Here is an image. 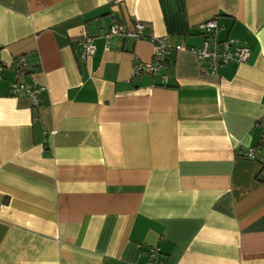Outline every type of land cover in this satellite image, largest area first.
I'll list each match as a JSON object with an SVG mask.
<instances>
[{
  "label": "crops",
  "instance_id": "0c3cea01",
  "mask_svg": "<svg viewBox=\"0 0 264 264\" xmlns=\"http://www.w3.org/2000/svg\"><path fill=\"white\" fill-rule=\"evenodd\" d=\"M214 16L251 54L212 74L185 48ZM111 18L145 37L106 44ZM157 36L166 82L133 78ZM0 64V264H264V0H0Z\"/></svg>",
  "mask_w": 264,
  "mask_h": 264
},
{
  "label": "built area",
  "instance_id": "2783aa9c",
  "mask_svg": "<svg viewBox=\"0 0 264 264\" xmlns=\"http://www.w3.org/2000/svg\"><path fill=\"white\" fill-rule=\"evenodd\" d=\"M112 19V18H111ZM199 35L202 38V43L199 47H177L176 49H189L196 59L205 64V69L209 73H217L220 67L230 62H245L251 51L245 42L235 39L226 38L220 39L218 36V23L216 17H211L197 24ZM145 24L141 21L134 20L131 24H117L113 21L109 29L104 34L105 43L114 36H127L134 40L143 39ZM152 56L147 62H136L133 66L132 77L139 78L144 74H156L161 70L168 68V60L173 49L172 42L166 36L151 37ZM82 51L79 54L78 60L84 61L91 57L95 50V45L92 38L85 37L81 41ZM106 46V45H105ZM107 48V46H106ZM13 68V79L10 82L9 91L12 97L21 95L28 96L34 105L38 104V92L45 89L44 86L38 85L33 80L26 81L24 73L25 58L17 56L13 59L11 65ZM4 70V65L0 64V76ZM161 73V82H166L167 72ZM264 130V122H263ZM48 133H54L49 131ZM243 156L248 159H256L264 163V151L257 148H249L243 152ZM160 250L157 246H150L146 251L147 260L143 264H164V261L159 257ZM132 264H138L133 262Z\"/></svg>",
  "mask_w": 264,
  "mask_h": 264
},
{
  "label": "trees",
  "instance_id": "16d2710c",
  "mask_svg": "<svg viewBox=\"0 0 264 264\" xmlns=\"http://www.w3.org/2000/svg\"><path fill=\"white\" fill-rule=\"evenodd\" d=\"M20 56H23V55H20ZM257 148L261 149L262 148V142H259L257 145H256ZM263 149V148H262ZM261 149V150H262ZM264 151V149H263ZM263 169H264V163H263ZM264 178V177H263Z\"/></svg>",
  "mask_w": 264,
  "mask_h": 264
}]
</instances>
